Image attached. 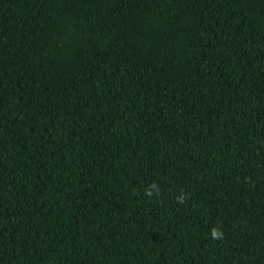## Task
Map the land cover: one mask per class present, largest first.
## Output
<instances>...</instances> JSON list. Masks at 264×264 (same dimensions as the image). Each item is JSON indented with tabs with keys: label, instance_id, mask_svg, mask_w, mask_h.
<instances>
[{
	"label": "trees",
	"instance_id": "16d2710c",
	"mask_svg": "<svg viewBox=\"0 0 264 264\" xmlns=\"http://www.w3.org/2000/svg\"><path fill=\"white\" fill-rule=\"evenodd\" d=\"M0 264H264V0H0Z\"/></svg>",
	"mask_w": 264,
	"mask_h": 264
},
{
	"label": "clouds",
	"instance_id": "9594fccd",
	"mask_svg": "<svg viewBox=\"0 0 264 264\" xmlns=\"http://www.w3.org/2000/svg\"><path fill=\"white\" fill-rule=\"evenodd\" d=\"M211 235H212L213 237H217V236L219 235V233L217 232L216 229H212V231H211Z\"/></svg>",
	"mask_w": 264,
	"mask_h": 264
}]
</instances>
